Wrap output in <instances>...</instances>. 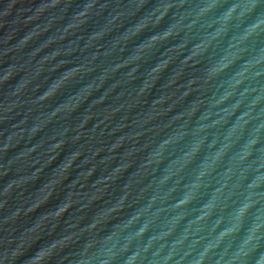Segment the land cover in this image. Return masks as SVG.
<instances>
[{
  "label": "water",
  "instance_id": "1",
  "mask_svg": "<svg viewBox=\"0 0 264 264\" xmlns=\"http://www.w3.org/2000/svg\"><path fill=\"white\" fill-rule=\"evenodd\" d=\"M0 264H264V0H0Z\"/></svg>",
  "mask_w": 264,
  "mask_h": 264
}]
</instances>
